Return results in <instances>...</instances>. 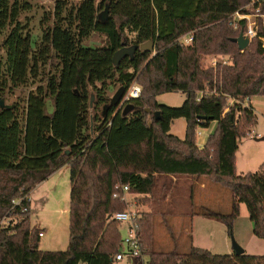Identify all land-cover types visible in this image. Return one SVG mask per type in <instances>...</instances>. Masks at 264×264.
Masks as SVG:
<instances>
[{"label": "trees", "instance_id": "16d2710c", "mask_svg": "<svg viewBox=\"0 0 264 264\" xmlns=\"http://www.w3.org/2000/svg\"><path fill=\"white\" fill-rule=\"evenodd\" d=\"M54 1L52 21L45 25V17L34 41L21 21L28 3L0 0V99L33 87L11 109L0 108V221L17 220L13 228L0 230V264H117L122 225L112 217L125 210V202L116 186L150 200L161 177H206L229 188L230 214L203 208L193 215L224 223L232 236L245 204L254 235L264 240V164L255 173L236 171L239 142L257 122L245 101L264 97L262 43L253 40L242 52L233 42L241 30L228 20L249 0ZM106 6L109 17L102 24L98 15ZM93 35L104 38L102 46L86 45ZM188 35L192 43L181 45ZM150 41L154 53L142 51ZM125 47L136 50L115 64ZM211 56H228L231 64L214 69L205 65ZM134 84L142 95L124 116L125 107L110 106L111 92ZM171 92L186 95L182 107L158 103ZM228 99L240 103L224 115ZM178 119L187 123L184 139L171 133ZM212 122L217 128L200 149L197 130ZM66 166L71 170L69 245L65 251H43L40 232L31 224L30 194ZM152 213L138 219L148 264H264V256L246 253L214 255L196 247L184 255L156 251Z\"/></svg>", "mask_w": 264, "mask_h": 264}, {"label": "rangeland", "instance_id": "374dc122", "mask_svg": "<svg viewBox=\"0 0 264 264\" xmlns=\"http://www.w3.org/2000/svg\"><path fill=\"white\" fill-rule=\"evenodd\" d=\"M15 0H12L14 2ZM28 3L30 10L21 16V21L27 23L34 41L40 39L42 22L48 18L45 25L52 21L55 8L54 0H18ZM76 2V1H75ZM105 9L100 11L103 13ZM103 37L93 35L86 41L89 47L103 45ZM3 38H0V58L4 57L1 48ZM209 58V57H208ZM208 58L205 65H209ZM33 87L19 89L11 95L6 104L13 106L15 102L27 98ZM117 92H111V98ZM161 105L180 108L186 101L182 92L166 93L157 98ZM257 122L250 133L239 142L236 154V171L239 176L255 173L264 164V97L251 99ZM49 106V105H48ZM150 109V108H147ZM151 110V109H150ZM52 113V107H48ZM153 114V112H152ZM186 120L178 119L172 124L171 133L180 139L185 138ZM217 122H212L208 129H202L205 135L212 134ZM197 138V142H200ZM205 184V187H202ZM71 193V170L68 166L54 173L30 194L32 202L31 224L37 229L45 230L41 238L40 249L43 251H65L69 245V202ZM149 200L147 197L127 194L125 210L137 214L151 215V242L153 249L159 252L178 251L188 254L192 247L211 250L214 255H231L234 253L232 241L242 247L247 255L264 256V240L253 233V223L250 221L247 206L240 205V215L234 222L232 236L226 225L218 220L200 215L203 208L228 215L232 211L234 196L232 191L220 184L201 178H165L158 180V185ZM120 228V227H119ZM40 232V230H39ZM121 238L127 235V227L121 226ZM195 245V246H194ZM149 256L142 255L135 259L126 256L117 264H148Z\"/></svg>", "mask_w": 264, "mask_h": 264}, {"label": "built area", "instance_id": "2783aa9c", "mask_svg": "<svg viewBox=\"0 0 264 264\" xmlns=\"http://www.w3.org/2000/svg\"><path fill=\"white\" fill-rule=\"evenodd\" d=\"M228 20L229 25L232 26L235 31L241 30L240 35L243 34V38L249 41V45L253 40H259L264 48V0H249L245 7L232 14ZM192 41V35L184 36L179 40L180 44L183 46L191 44ZM242 52H244V50ZM208 61L209 66L214 69H216L220 64L223 66L231 64V59L228 56H211L208 58ZM204 94L205 92H201L199 94L198 101L201 100ZM141 95V87L137 84L132 85L131 88L126 91L120 107H126L128 104H131V101L140 99ZM236 103L239 104L240 102L228 99L224 115L228 114L230 108ZM245 104H251V99H247ZM197 137L200 139H204L206 137L201 128L197 130ZM205 145L206 144L202 142L198 143V147L200 149H203ZM116 190L123 193V201L125 202V196L129 194V188L118 185L116 186ZM20 203L21 200H14L12 202L14 206H19ZM23 211L27 210L24 209ZM140 215L141 214L131 211H123L112 217L113 220L127 227V235L124 239H122L121 250L116 256L117 262L122 261L126 256L139 259L143 255L138 227V219L140 218ZM15 225H17V220L15 218L6 217L0 221V230L13 228ZM39 236L42 238L44 233L40 231Z\"/></svg>", "mask_w": 264, "mask_h": 264}, {"label": "water", "instance_id": "95a60500", "mask_svg": "<svg viewBox=\"0 0 264 264\" xmlns=\"http://www.w3.org/2000/svg\"><path fill=\"white\" fill-rule=\"evenodd\" d=\"M108 17H109V6H106L104 12L98 15V21L101 22L102 24H105L108 20ZM233 42L238 45L241 51L246 50L249 46V41L243 38V34H241L237 39H233ZM140 49L145 52L154 53L155 46H154V43L150 41V42L143 44L140 47ZM135 50H136V47L123 48L115 55L114 63L116 64L119 61V59L125 55H132L135 52ZM125 93H126V90L124 88L118 89L117 92L114 94V96L110 100V106H115V107L121 106ZM93 101H94V96H92V99H91V106H92ZM0 108L1 109H11L12 106L7 105L4 99H0ZM134 108H135L134 105L128 104L123 111V115L124 116L128 115L131 111L134 110ZM146 112L150 114L151 110L146 109ZM154 116L158 120L160 113L155 112ZM256 141H264V138L256 139ZM232 246H233L234 254L236 256H241L245 253L244 249L240 247L234 240L232 241Z\"/></svg>", "mask_w": 264, "mask_h": 264}, {"label": "crops", "instance_id": "0c3cea01", "mask_svg": "<svg viewBox=\"0 0 264 264\" xmlns=\"http://www.w3.org/2000/svg\"><path fill=\"white\" fill-rule=\"evenodd\" d=\"M216 128H217V127H216ZM215 130H216V129H215ZM171 131H172V126H171ZM214 132H215V131H214ZM214 132H213V133H214ZM208 137H209V136L206 135V137H205L204 139L202 138V139L200 140V142L206 144V143H207V140H208ZM64 168H65V167H64ZM40 185H41V184H40ZM40 185H38L35 189H37ZM202 187H205V184H202ZM35 189H34V190H35ZM142 197H145V196H142ZM147 198H149V197H147ZM30 201H31V200H30ZM31 213H32V202H31ZM125 227H126V226H125ZM38 230H40L41 232H43V233H44V236H43V237H45V230H42L40 227L38 228ZM40 246H41V245H40ZM194 246H195V245H194ZM195 247H196V246H195ZM209 251H211V250L209 249ZM211 253H212V252H211ZM123 260H124V259H123ZM123 260H122V261H123ZM122 261H120V262H122Z\"/></svg>", "mask_w": 264, "mask_h": 264}]
</instances>
